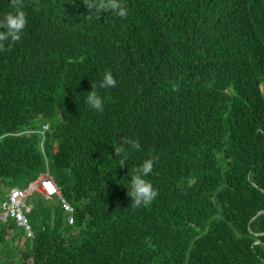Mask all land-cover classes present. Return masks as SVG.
Instances as JSON below:
<instances>
[{"label": "trees", "instance_id": "16d2710c", "mask_svg": "<svg viewBox=\"0 0 264 264\" xmlns=\"http://www.w3.org/2000/svg\"><path fill=\"white\" fill-rule=\"evenodd\" d=\"M88 2L0 0L28 20L0 50V204L44 174L60 192L25 200L30 235L0 220V264H264V0ZM150 157L158 195L135 208Z\"/></svg>", "mask_w": 264, "mask_h": 264}, {"label": "clouds", "instance_id": "9594fccd", "mask_svg": "<svg viewBox=\"0 0 264 264\" xmlns=\"http://www.w3.org/2000/svg\"><path fill=\"white\" fill-rule=\"evenodd\" d=\"M87 9H95V15H91L95 17H98L102 12L106 14L113 13L120 18H126L127 16V8L123 5L122 0H89ZM27 24L28 20L23 11L13 10L0 16V50L5 49L10 43L19 42L22 39ZM116 85L117 80L112 71L105 70L99 83H92L91 91L86 93L84 103L89 105L90 108L96 112H103L105 108V97L100 94L99 90L115 88ZM132 149L136 151L141 149V144L138 140L125 139L114 149L115 155H121L122 157L120 160V166H123L128 162L127 154ZM154 164L155 157H150L143 160L138 166H134L133 174L131 175L129 185L126 188L127 194L131 197L132 201L130 205L135 208L149 205L158 195V192L153 187L151 181L147 179L153 171ZM44 175H41L38 178V181ZM38 181L31 185L38 184ZM35 190L38 189L36 188ZM41 194L43 195L42 192ZM44 197L47 198L46 196Z\"/></svg>", "mask_w": 264, "mask_h": 264}, {"label": "built area", "instance_id": "2783aa9c", "mask_svg": "<svg viewBox=\"0 0 264 264\" xmlns=\"http://www.w3.org/2000/svg\"><path fill=\"white\" fill-rule=\"evenodd\" d=\"M36 188L40 190L47 198L60 196L57 187L50 179V177L46 174L40 178L38 184L30 185L26 190H20L19 188L10 189L7 193L6 199L0 204V211H2L5 216L3 220H5L7 217L15 220L18 225L25 228V231L28 235H30V227L28 225L27 218L22 211V208L24 207L25 200L32 194V192ZM61 206L64 212L67 214L68 224H72V207L63 199H61Z\"/></svg>", "mask_w": 264, "mask_h": 264}, {"label": "rangeland", "instance_id": "374dc122", "mask_svg": "<svg viewBox=\"0 0 264 264\" xmlns=\"http://www.w3.org/2000/svg\"><path fill=\"white\" fill-rule=\"evenodd\" d=\"M8 190H9V189H5V194L8 192ZM34 192H37V193H40V194H41V191H40V190H35ZM34 192H33V193H34ZM41 195H42V194H41ZM27 201H28V200H27ZM27 201H26V202H27ZM26 202H25V204H24V207L22 208V211H23V212H24V210H25V207L29 209V207L26 206ZM4 217H5L4 214L2 213V211H0V220L3 221Z\"/></svg>", "mask_w": 264, "mask_h": 264}, {"label": "crops", "instance_id": "0c3cea01", "mask_svg": "<svg viewBox=\"0 0 264 264\" xmlns=\"http://www.w3.org/2000/svg\"><path fill=\"white\" fill-rule=\"evenodd\" d=\"M38 181V180H37ZM36 183V182H35Z\"/></svg>", "mask_w": 264, "mask_h": 264}]
</instances>
